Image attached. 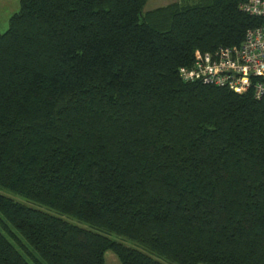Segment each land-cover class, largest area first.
<instances>
[{
	"label": "trees",
	"instance_id": "trees-1",
	"mask_svg": "<svg viewBox=\"0 0 264 264\" xmlns=\"http://www.w3.org/2000/svg\"><path fill=\"white\" fill-rule=\"evenodd\" d=\"M246 1L20 0L0 32V264H264V97L180 74L262 23Z\"/></svg>",
	"mask_w": 264,
	"mask_h": 264
},
{
	"label": "built area",
	"instance_id": "built-area-1",
	"mask_svg": "<svg viewBox=\"0 0 264 264\" xmlns=\"http://www.w3.org/2000/svg\"><path fill=\"white\" fill-rule=\"evenodd\" d=\"M241 8L263 19L248 29L240 46H222L213 52L195 51L193 63L183 66L180 74L186 81L227 87L235 92L251 91L264 97V0H247Z\"/></svg>",
	"mask_w": 264,
	"mask_h": 264
},
{
	"label": "rangeland",
	"instance_id": "rangeland-1",
	"mask_svg": "<svg viewBox=\"0 0 264 264\" xmlns=\"http://www.w3.org/2000/svg\"><path fill=\"white\" fill-rule=\"evenodd\" d=\"M17 1L18 0H0V12H1L0 13V32H5L8 29L9 19H10L11 15L19 10L20 2L16 8H13V5L15 3H17ZM177 1H183V0H148V2L146 3V5L143 8V13H146L147 11H150V10L156 9L158 7H162V6L168 5L172 2H177ZM13 9H15V10H13ZM5 193L10 195L11 197H15V198H18L19 200H21V198H19L15 194H12L9 192H5ZM0 218L3 219V216L1 213H0ZM0 227H1V221H0ZM2 229H3V227H2ZM127 243H130L132 246L136 247V245L132 242L128 241ZM142 250L144 252H147L144 249H142ZM105 261H106V264H120L118 257L111 251L106 252ZM163 262L165 264H170V263H167L165 261H163Z\"/></svg>",
	"mask_w": 264,
	"mask_h": 264
},
{
	"label": "crops",
	"instance_id": "crops-1",
	"mask_svg": "<svg viewBox=\"0 0 264 264\" xmlns=\"http://www.w3.org/2000/svg\"><path fill=\"white\" fill-rule=\"evenodd\" d=\"M19 2H20V0H18L17 3H15V4L13 5V8H16V7L18 6ZM13 10H15V9H13ZM11 12H12V11H11ZM11 12H10V13H11ZM14 12H15V11H14ZM0 13H1V12H0ZM9 15H10V14H9ZM12 15H13V14H12ZM12 15H11V16H12Z\"/></svg>",
	"mask_w": 264,
	"mask_h": 264
}]
</instances>
